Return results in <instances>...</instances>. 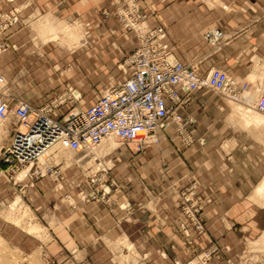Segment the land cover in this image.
Here are the masks:
<instances>
[{
  "label": "rangeland",
  "instance_id": "374dc122",
  "mask_svg": "<svg viewBox=\"0 0 264 264\" xmlns=\"http://www.w3.org/2000/svg\"><path fill=\"white\" fill-rule=\"evenodd\" d=\"M175 5L197 9L198 14L194 18L199 25V38L209 47L203 57L191 64L201 74L218 68L238 77L237 64L224 61L225 44L245 27L264 24V0H0V74L6 79L7 92L31 102L32 96L28 95L30 88L24 75L39 65L37 56L50 54V89L47 95H35L37 102L32 103L55 101L57 107L53 114L58 117L67 110L93 102L105 88L123 80L129 69L126 60L140 44L143 35L159 31L161 41L165 43L159 8ZM39 23L43 25L41 29L37 27ZM228 24L231 27L225 29ZM49 25L50 29H47ZM212 27L222 32V37L214 45L203 36L204 31ZM100 30L102 33L96 34ZM127 39L135 41L134 49L121 57L119 62H109L107 55ZM98 42L104 45L101 54H107L103 57L104 61L97 47ZM167 47L172 51V46ZM244 81L248 83V92L253 94L254 100L264 92V80L255 82L262 87L258 94L251 91L252 81L249 78ZM198 90L204 93V100L194 99L195 92H190L183 104L191 101V105H198L200 110L212 106L214 117L245 120V123L239 124L241 128L258 136L260 143L257 144L264 146V126L253 123L251 119V112H256L253 104L250 112L245 110V103L232 100L221 92L205 86ZM187 120L191 121L190 118ZM16 126L11 117L3 122L0 147L9 140L10 127ZM176 133L185 145L192 143L188 129L185 128L187 139L181 137L177 130ZM105 139H112L110 141L115 143L110 151L103 148L102 141L94 148L75 155L58 145L53 146L47 153L48 163L55 171L50 175L45 172L42 160L38 164V175L29 176L31 165L13 175V179L23 186L8 190L7 200L0 198V264H95L85 255L84 245L80 248L81 241H76L72 248L67 244L65 249L63 239L58 238L64 227L66 205L82 201L104 204L111 209L115 205L111 193L117 185L124 184L122 181L126 178L123 169L126 159L120 156L137 154L146 146L158 142L156 137L141 146L135 143L117 144L112 137ZM259 155L264 156L263 150L259 151ZM261 171L264 173V166ZM257 172L251 181L253 187L262 179V173ZM26 177L50 180L49 189L43 187L39 191V201L50 202L47 214L40 210L36 217L30 211L28 202L31 198L24 187ZM9 180L13 183L12 179ZM195 188L193 182H188L176 192L178 215L173 218L171 228L178 242H171L169 248L188 254L182 264H213L219 260H224L225 264H264V197L251 189L242 198L244 202L234 203L231 230L235 233V248L238 244L240 248L230 256H224L230 248L210 237L205 217V206L210 202H202L203 196ZM94 241L93 237L89 240L90 246L93 244L94 247ZM123 244L116 246L121 248H117L110 261L117 264L136 263L137 254L132 246ZM92 246L90 248L94 249ZM80 249L83 251L80 252ZM173 262L180 264L178 260Z\"/></svg>",
  "mask_w": 264,
  "mask_h": 264
},
{
  "label": "crops",
  "instance_id": "0c3cea01",
  "mask_svg": "<svg viewBox=\"0 0 264 264\" xmlns=\"http://www.w3.org/2000/svg\"><path fill=\"white\" fill-rule=\"evenodd\" d=\"M196 11L194 7L180 5L159 8L160 25L165 32L164 42L172 46L174 56L184 63L196 61L209 50L206 42L199 38V25L194 18L198 14ZM250 26L228 40L223 54L226 63L237 64L236 74L239 78H236L243 81L249 78L252 81L251 91L258 94L262 87L255 82L264 80V24ZM229 27L231 25L228 24L224 28ZM100 33L102 30L96 34ZM102 46L103 42H98L100 54L103 52ZM134 47L135 41L127 39L115 51L106 54L107 57L101 54V58L103 61V57H106L109 62H119ZM36 60L39 65L29 69L24 78L30 88L28 95L32 96L30 103L39 106L42 103L32 102H37L35 95H47L50 89V54H41ZM227 66L224 69H228ZM128 75L129 69L123 79ZM191 92H195L194 99L204 100L202 91L196 89ZM91 103L79 107L85 108ZM197 106L189 101L175 107L184 119H191L185 122V128L193 139L189 146L178 137L176 124L168 121L166 128L156 131V144L146 146L137 154L120 156L126 159L123 163L126 178L122 181L124 184L117 185L111 193L115 200L111 209L104 204L82 201L66 205L64 227L58 236L63 239L65 249L67 244L72 248L76 241H81L80 248L84 245L85 255L95 264H117L110 258L116 255L117 248H121L117 245L126 243L137 254V261L133 264H174L173 260L184 263L188 254L169 248L171 242H178L171 223L178 215L176 192L188 182H193L196 192L203 196L202 202H210L205 206L210 237L230 248L224 256H230L237 248L239 250V244L235 248V233L231 230L232 209L235 202H244L242 198L247 191L255 190L257 184L254 187L251 185L253 175L258 171L264 176L261 171L264 156L259 155V151L264 152V146L257 144L260 143L258 136L248 134L247 130L241 128L239 124L245 123V120L217 118L212 113V106L203 110ZM24 183L26 194L31 198L28 202L30 211L36 217L40 210L47 214L50 202H40L39 191L43 187L48 190L50 180L26 177ZM18 184L23 186L20 181ZM17 187L0 174V198L7 200V191ZM92 237L96 242L94 247L91 245L94 249L88 243ZM213 264L225 262L219 260Z\"/></svg>",
  "mask_w": 264,
  "mask_h": 264
},
{
  "label": "built area",
  "instance_id": "2783aa9c",
  "mask_svg": "<svg viewBox=\"0 0 264 264\" xmlns=\"http://www.w3.org/2000/svg\"><path fill=\"white\" fill-rule=\"evenodd\" d=\"M153 32L143 35L128 56L127 78L105 88L89 106L74 107L58 117L53 114L55 101L34 106L12 96L0 74V126L9 117L17 124L10 129L9 140L0 147V174L19 186L13 175L28 165L29 176L38 175L40 160L45 162L46 173H55L46 155L55 145L74 155L97 146L109 136L121 144L134 142L142 146L152 141L148 138L156 130L167 127L168 121L175 123L176 130L186 139L185 122L189 120L180 116L175 107L183 104L192 90L207 86L238 100L247 88L246 82L236 81L221 69L211 68L201 74L191 63L177 60L161 41L159 31ZM203 36L214 45L222 32L211 28ZM257 109L264 113V94L258 98Z\"/></svg>",
  "mask_w": 264,
  "mask_h": 264
},
{
  "label": "bare ground",
  "instance_id": "6f19581e",
  "mask_svg": "<svg viewBox=\"0 0 264 264\" xmlns=\"http://www.w3.org/2000/svg\"><path fill=\"white\" fill-rule=\"evenodd\" d=\"M40 25H37V27H42L43 25L41 24V23H39ZM40 27V28H41ZM46 28L47 29H50V26H46ZM212 28H217V27H212ZM211 29V28H210ZM218 29V28H217ZM206 31H204V33H205ZM70 33V32H69ZM204 33H203V35H204ZM72 35V34H71ZM176 58V57H175ZM177 59V58H176ZM178 60V59H177ZM180 61V60H179ZM235 79H236V81H241V82H245V81H243V80H241V79H238V78H236L235 77ZM247 83V82H246ZM207 87V86H206ZM200 88V87H199ZM199 88H197V89H199ZM207 88H209V87H207ZM210 89H212V88H210ZM194 90H196V89H194ZM212 90H214V89H212ZM193 91V90H192ZM214 91H216V90H214ZM218 92V91H217ZM261 94H264V92H262ZM261 94H259V96L261 95ZM259 96L257 97V99H255L254 100V98H253V95L252 94H250L249 92H248V83H247V88L245 89V90H243L241 93H240V95H239V98H238V100H235V101H238V102H243V103H245L246 104V109L245 110H248V111H250L251 109H250V106L253 104V107H254V109L256 110V112H251L252 113V122L253 123H255V124H260L261 126H264V113H262V112H260L258 109H257V101H258V98H259ZM248 111H246V112H248ZM260 112V113H259ZM250 117H251V115L249 114V113H247ZM181 116V115H180ZM247 119V118H246ZM4 122H7V120L6 121H4ZM251 123V122H250ZM3 124V123H2ZM1 127V126H0ZM6 127H8V126H6ZM11 128H13V127H10V129ZM3 130V129H2ZM157 131V130H156ZM156 132H155V134H154V136H152V137H149L148 138V140H153V139H155L156 137ZM109 137H112V138H114L113 136H109ZM109 137H107V138H109ZM187 139V138H186ZM110 140H112V139H103L102 140V143H101V145L103 146V148L106 150V151H110L112 148H114V142L113 141H110ZM114 140L117 142V144H121V143H119L117 140H116V138H114ZM134 143V142H133ZM52 148V147H51ZM50 148V149H51ZM94 148V147H93ZM64 149V148H63ZM92 149V148H91ZM67 150V149H66ZM49 151V150H48ZM48 151H47V153H48ZM47 153H46V155H47ZM28 166H30V165H28ZM27 166V167H28ZM255 190H254V193L255 194H257V195H259V196H263L264 197V176L262 177V179L260 180V182L257 184V186L254 188Z\"/></svg>",
  "mask_w": 264,
  "mask_h": 264
}]
</instances>
